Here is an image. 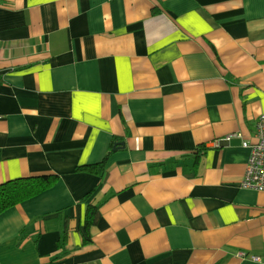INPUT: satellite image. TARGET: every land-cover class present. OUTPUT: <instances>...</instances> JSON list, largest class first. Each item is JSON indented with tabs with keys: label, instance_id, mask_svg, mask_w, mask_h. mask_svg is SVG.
<instances>
[{
	"label": "crops",
	"instance_id": "1",
	"mask_svg": "<svg viewBox=\"0 0 264 264\" xmlns=\"http://www.w3.org/2000/svg\"><path fill=\"white\" fill-rule=\"evenodd\" d=\"M261 114L264 0H0V264H264Z\"/></svg>",
	"mask_w": 264,
	"mask_h": 264
},
{
	"label": "trees",
	"instance_id": "2",
	"mask_svg": "<svg viewBox=\"0 0 264 264\" xmlns=\"http://www.w3.org/2000/svg\"><path fill=\"white\" fill-rule=\"evenodd\" d=\"M112 153V146L108 149L101 162L90 165L79 166L76 172H88L91 174L103 176L105 164L108 156ZM56 174H44L36 177L20 178L9 180L0 184V214L7 209L14 207L25 200H29L44 191L50 189L58 181ZM93 210L90 208L86 212L85 229L88 230L92 222ZM61 243H58V247Z\"/></svg>",
	"mask_w": 264,
	"mask_h": 264
},
{
	"label": "built area",
	"instance_id": "3",
	"mask_svg": "<svg viewBox=\"0 0 264 264\" xmlns=\"http://www.w3.org/2000/svg\"><path fill=\"white\" fill-rule=\"evenodd\" d=\"M229 139L228 136L226 141ZM242 146L250 149V155L240 185L242 188L264 191V114L255 122L253 142L243 141Z\"/></svg>",
	"mask_w": 264,
	"mask_h": 264
},
{
	"label": "water",
	"instance_id": "4",
	"mask_svg": "<svg viewBox=\"0 0 264 264\" xmlns=\"http://www.w3.org/2000/svg\"><path fill=\"white\" fill-rule=\"evenodd\" d=\"M119 146H122V144H120V145H117V144H115V145H114V147H113V150H116V149H118V148H119Z\"/></svg>",
	"mask_w": 264,
	"mask_h": 264
}]
</instances>
